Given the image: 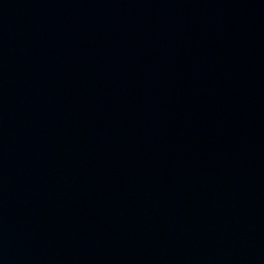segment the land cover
Returning <instances> with one entry per match:
<instances>
[{"label": "water", "instance_id": "water-1", "mask_svg": "<svg viewBox=\"0 0 264 264\" xmlns=\"http://www.w3.org/2000/svg\"><path fill=\"white\" fill-rule=\"evenodd\" d=\"M0 264H264V0H0Z\"/></svg>", "mask_w": 264, "mask_h": 264}]
</instances>
